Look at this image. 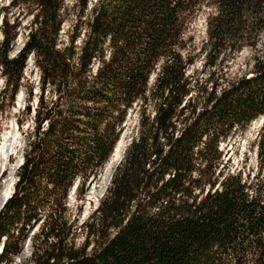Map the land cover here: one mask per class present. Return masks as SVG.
Segmentation results:
<instances>
[{
	"label": "trees",
	"instance_id": "obj_1",
	"mask_svg": "<svg viewBox=\"0 0 264 264\" xmlns=\"http://www.w3.org/2000/svg\"><path fill=\"white\" fill-rule=\"evenodd\" d=\"M12 4L34 9L15 57L19 23L0 27V118L29 57L39 80L24 90L31 124L0 210V264L27 239L30 264H264V0ZM200 15L201 46L188 35ZM243 51L249 66L231 77L221 67ZM258 119L255 169H228L221 145ZM128 130L109 185L76 227L70 191L84 201Z\"/></svg>",
	"mask_w": 264,
	"mask_h": 264
},
{
	"label": "rangeland",
	"instance_id": "obj_2",
	"mask_svg": "<svg viewBox=\"0 0 264 264\" xmlns=\"http://www.w3.org/2000/svg\"><path fill=\"white\" fill-rule=\"evenodd\" d=\"M13 0H0V27L2 21H7L8 24L19 23L17 28V36L11 44L10 57H15L24 47L27 41V35L29 33V25L32 20L31 11L33 7L28 6H13ZM66 5L70 7L72 0H65ZM68 30V24L64 25L62 34V40H66L67 35L65 32ZM189 36L195 37V42L201 46L202 41L205 39V16L200 15L194 25L191 28ZM2 41V34L0 32V42ZM249 52L243 51L237 56L236 61L229 65H223L221 68L229 69V75L238 76L246 71L249 66L248 58ZM200 63H197L195 69H198ZM23 89H19L13 103L6 102L3 105V113L0 118V149L4 148L5 159H0V193L4 187L11 183L15 185L17 180L16 172L18 170L19 162H23V154L25 149V132L28 126L31 124L30 119L26 120L21 112L23 111L26 101L24 90L30 85H34V93L37 91V82L39 80V73L34 66L32 57H29L26 62V68L23 72ZM5 88L4 77L0 74V92ZM17 121L22 122L21 128L17 125ZM136 117L131 119V126L134 125ZM261 120H256L250 124L248 129L244 133H236L226 144H222L224 149L225 158L224 163L228 169L236 170L239 168H245L246 171H253L256 167V139L260 128ZM129 130L125 132L119 139L120 147L118 153L114 155L106 162V171L101 172L102 179L96 180L92 188H87L85 191L84 201H76V194L68 196L67 210L71 221L75 222V226H80L91 212L95 209L98 200L103 196L105 189L109 185L111 174L113 169L120 163L119 159L123 155L125 146L129 142ZM119 145V144H117ZM117 147V146H116ZM121 157V158H120ZM116 160V161H113ZM100 172L98 173V176ZM97 176V178H98ZM14 190V186H13ZM13 192V191H12ZM1 204V203H0ZM2 205V204H1ZM0 205V206H1ZM83 236L80 235L75 240L77 246H81L83 242ZM30 241L25 240L23 243ZM31 257V243L29 247L22 246V250L18 256L13 260V264H30Z\"/></svg>",
	"mask_w": 264,
	"mask_h": 264
},
{
	"label": "bare ground",
	"instance_id": "obj_3",
	"mask_svg": "<svg viewBox=\"0 0 264 264\" xmlns=\"http://www.w3.org/2000/svg\"><path fill=\"white\" fill-rule=\"evenodd\" d=\"M261 122H262V120H261ZM261 122H260V124H261ZM119 145H117V147L115 148V152H114V155L115 154H117L118 153V148L120 147V143H118ZM123 153V152H122ZM120 156L122 157V155L120 154ZM120 157V158H121ZM0 159L3 161L4 159H5V153H4V148H1L0 149ZM120 160V159H119ZM113 161H116V160H114L113 159ZM105 169H106V167H105ZM104 171H106V170H104ZM104 171H102V172H104ZM13 184H11V183H9V184H7L5 187H4V189L1 191V193H0V203L2 204L4 201H5V199L6 198H8L9 196H11V194H12V191H13ZM75 189V188H74ZM73 190V189H72ZM6 193H7V196H6ZM72 196V195H71ZM0 204V205H1ZM0 248H1V246H0Z\"/></svg>",
	"mask_w": 264,
	"mask_h": 264
},
{
	"label": "water",
	"instance_id": "obj_4",
	"mask_svg": "<svg viewBox=\"0 0 264 264\" xmlns=\"http://www.w3.org/2000/svg\"><path fill=\"white\" fill-rule=\"evenodd\" d=\"M125 148H126V146H125ZM125 148H124V151H125ZM123 154H124V152H123ZM122 158H123V155H122ZM122 158L118 161V163L122 160ZM22 163H23L22 161L19 162V164H18V168L22 165ZM106 165H107V164L104 165V167H103L104 169H105ZM103 168L100 170V175L98 176V178H97V177H93V178H91V179L89 180L88 185H87L88 188H92V187L94 186V184H95V182H96L97 179H98V180H101V179H102L101 172L104 171ZM13 184H14V182H13ZM13 186H14V185H13ZM13 186H12V187H13ZM73 188L76 189V184L74 185ZM75 189H73V190L70 191V196L74 194ZM13 191H14V190H13ZM12 193H13V192H12ZM11 195H12V194H11ZM10 197H11V196H9L8 198L5 199V201H4V202L2 203V205L0 206V210L3 208V206H4L5 203H6V201H7ZM29 244H30V241L26 242L25 245L23 244V246H24V247H26V246L29 247Z\"/></svg>",
	"mask_w": 264,
	"mask_h": 264
},
{
	"label": "snow or ice",
	"instance_id": "obj_5",
	"mask_svg": "<svg viewBox=\"0 0 264 264\" xmlns=\"http://www.w3.org/2000/svg\"><path fill=\"white\" fill-rule=\"evenodd\" d=\"M6 196H7V193H6Z\"/></svg>",
	"mask_w": 264,
	"mask_h": 264
}]
</instances>
